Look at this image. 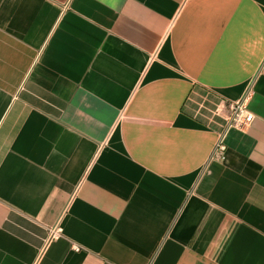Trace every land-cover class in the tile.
I'll return each instance as SVG.
<instances>
[{
  "label": "crops",
  "instance_id": "1",
  "mask_svg": "<svg viewBox=\"0 0 264 264\" xmlns=\"http://www.w3.org/2000/svg\"><path fill=\"white\" fill-rule=\"evenodd\" d=\"M0 264H264V0H0Z\"/></svg>",
  "mask_w": 264,
  "mask_h": 264
},
{
  "label": "built area",
  "instance_id": "2",
  "mask_svg": "<svg viewBox=\"0 0 264 264\" xmlns=\"http://www.w3.org/2000/svg\"><path fill=\"white\" fill-rule=\"evenodd\" d=\"M248 99V91H245L243 95L233 101L227 103V116H226V127H241L248 123L252 119V114L246 108V100ZM223 145L221 138L217 140L214 146V151H221ZM60 232L58 224L51 227L48 231V238H53ZM77 247L74 246V249Z\"/></svg>",
  "mask_w": 264,
  "mask_h": 264
}]
</instances>
